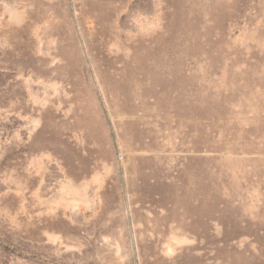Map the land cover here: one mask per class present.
Wrapping results in <instances>:
<instances>
[{
    "label": "rangeland",
    "instance_id": "rangeland-1",
    "mask_svg": "<svg viewBox=\"0 0 264 264\" xmlns=\"http://www.w3.org/2000/svg\"><path fill=\"white\" fill-rule=\"evenodd\" d=\"M0 264H264V0H0Z\"/></svg>",
    "mask_w": 264,
    "mask_h": 264
}]
</instances>
